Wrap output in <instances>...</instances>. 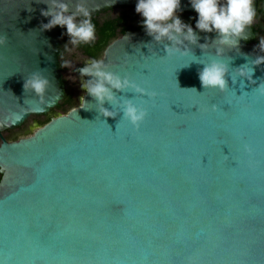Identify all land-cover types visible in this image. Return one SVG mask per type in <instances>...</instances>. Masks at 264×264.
Returning <instances> with one entry per match:
<instances>
[{"label":"water","instance_id":"1","mask_svg":"<svg viewBox=\"0 0 264 264\" xmlns=\"http://www.w3.org/2000/svg\"><path fill=\"white\" fill-rule=\"evenodd\" d=\"M137 2L0 0V130L65 95L62 27L43 29L42 11L63 3L79 20L81 10L92 17ZM177 13H195L190 0ZM192 29L196 43L126 31L99 59L155 93H116L146 109L138 129L116 105H103L115 117L100 115L82 89L66 114L3 140L0 264H264V62L252 63L264 51L248 44L251 27L237 46ZM211 60L229 63L223 92L199 81ZM241 65L253 67L244 88ZM38 71L49 80L39 97L23 88Z\"/></svg>","mask_w":264,"mask_h":264},{"label":"clouds","instance_id":"2","mask_svg":"<svg viewBox=\"0 0 264 264\" xmlns=\"http://www.w3.org/2000/svg\"><path fill=\"white\" fill-rule=\"evenodd\" d=\"M190 3L197 14L196 29L205 33L215 32L217 34L215 41L220 45L237 46L239 39H247L246 30L250 28L256 17L254 0H190ZM179 6L180 0H138L135 12L142 16V26L153 41L159 42L163 39L176 41L180 35H184L185 38L196 43L198 37L192 27L183 24L176 15ZM41 14L50 17L48 23L42 25L43 29H51L54 26L66 29L65 34L69 37L67 44L73 46L91 44L96 38L95 26L87 11L81 10L82 18L77 20V13H70L67 4L61 3L58 9L48 8ZM0 43L3 41L0 40ZM259 48L264 51V38L259 41ZM262 62L264 58H257L252 63L259 65ZM202 64L204 66L199 71L198 77L204 89L214 88L223 92L228 88L226 75L229 74V63L223 60H211ZM244 65L236 68L239 69L241 88L245 87L244 79L252 80L253 74V67L246 71ZM64 66L69 67L70 62L65 61ZM76 72L81 78V88L100 106V115L105 118L117 115V111H110L103 106L107 102L119 108L123 114L121 119L126 120L134 128H139L147 115L146 109L133 103L132 99L118 100L116 93L131 91L135 95H147L149 98L155 93L147 92L127 75L122 77L108 70L103 60L92 59L85 66L77 68ZM41 73L42 71L32 73L25 79L24 91L30 89L37 97L44 94L49 80ZM85 76L90 79L83 80ZM231 80L235 84L237 78L231 74ZM257 90L264 94V80H261Z\"/></svg>","mask_w":264,"mask_h":264},{"label":"flooded vegetation","instance_id":"3","mask_svg":"<svg viewBox=\"0 0 264 264\" xmlns=\"http://www.w3.org/2000/svg\"><path fill=\"white\" fill-rule=\"evenodd\" d=\"M254 7L256 10V17H255L253 24L250 26L252 29V38L248 41V44L259 47V41L262 38H264V0H254ZM133 9H135V7L133 8L121 7V8H116V9H113L108 12L101 13L95 16H99L101 19L105 16V14L110 15V17H116L120 15L121 12H126V11L128 12L129 10H133ZM176 15L178 17L182 16L180 20L183 24L189 25L191 27H195V23L197 19L196 13H182V14L176 13ZM142 19L143 18L135 19L136 23H135L134 28H138V27H139L138 29L143 28ZM63 55H64V52L61 50L59 61H60L61 69H62V74L64 72V61H65L63 59ZM90 60L92 59L88 58V60L85 61L84 64L86 65ZM78 81L81 84L80 77ZM63 82L65 85V92H66L68 89V83L64 79V76H63ZM73 97L77 105L78 98L75 97L74 95ZM59 114L60 113H55L53 111L51 112L50 110V112L45 115H31L30 117H28L27 120H25L18 127L1 129L0 130V145L2 144L3 140H5L7 143H12V142L18 141L22 138H26L32 135L38 127L43 126L44 124L49 122L51 118L56 117ZM3 174L4 173L2 169L0 168V181L3 177Z\"/></svg>","mask_w":264,"mask_h":264},{"label":"trees","instance_id":"4","mask_svg":"<svg viewBox=\"0 0 264 264\" xmlns=\"http://www.w3.org/2000/svg\"><path fill=\"white\" fill-rule=\"evenodd\" d=\"M180 19L182 16L179 17ZM91 21L95 26L96 38L91 44H81L75 46V48L83 53L90 59L99 60L105 48L119 36L124 34L126 31H136L138 28L135 26V15L127 14L126 12H121L120 15L116 17H110V15L105 14L101 19L99 16H92ZM66 29L62 28L61 40V50L65 51V45L69 37L65 34ZM85 66L83 64L81 67ZM76 106L73 94L67 89L62 101L59 105L53 109L51 112L66 114L70 109Z\"/></svg>","mask_w":264,"mask_h":264},{"label":"rangeland","instance_id":"5","mask_svg":"<svg viewBox=\"0 0 264 264\" xmlns=\"http://www.w3.org/2000/svg\"><path fill=\"white\" fill-rule=\"evenodd\" d=\"M126 13L131 14V15L134 14L135 19L142 18V16L140 14L135 12V9L129 10L128 12L126 11ZM68 40H67L66 44L68 43ZM63 59L65 61L70 62L69 67L64 66V72H63L64 79L68 83V89L75 97L79 98V97H81L82 88H81L80 83L78 81L79 75L75 71L77 68H80L85 63V61L88 60V57L85 56L80 51H78L75 48V46H73L71 44H67V45H65V51H64Z\"/></svg>","mask_w":264,"mask_h":264}]
</instances>
